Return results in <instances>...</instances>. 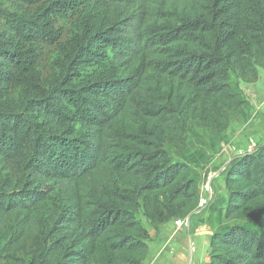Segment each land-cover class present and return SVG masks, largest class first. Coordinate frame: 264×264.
<instances>
[{
    "label": "trees",
    "instance_id": "obj_1",
    "mask_svg": "<svg viewBox=\"0 0 264 264\" xmlns=\"http://www.w3.org/2000/svg\"><path fill=\"white\" fill-rule=\"evenodd\" d=\"M3 1L0 264H144L137 214L158 231L200 209L246 104L230 75L264 69V0ZM225 166L206 264H264V140Z\"/></svg>",
    "mask_w": 264,
    "mask_h": 264
},
{
    "label": "rangeland",
    "instance_id": "obj_2",
    "mask_svg": "<svg viewBox=\"0 0 264 264\" xmlns=\"http://www.w3.org/2000/svg\"><path fill=\"white\" fill-rule=\"evenodd\" d=\"M6 9L9 11L6 3L0 0V32L7 22L4 15ZM80 12L81 6L74 5L72 9L70 8L62 14L51 18L54 31L59 35V39L58 44L46 45V53L56 51L59 45L67 43L70 26L77 20ZM230 76L232 84L238 85L241 88L242 95L246 99V104L243 112L235 111L232 113L225 141L219 146L213 163L200 172L203 176L200 189H205L206 185L211 182L213 189L211 197L206 190L203 191V203L201 202L200 209L191 216L190 221H187L189 227L176 231L174 221H171L168 225H164L165 229H169L166 232L168 233V237L173 235V239L170 240V244L167 247L165 245L168 240L162 243L161 246H165L162 260L179 257L182 264H206L209 262L211 233L207 230L204 222L211 225V221L214 219L216 213H212L211 209L209 210V206L216 198L226 196L225 184L219 172L233 158L253 151L264 140V69L260 70L259 79L255 84H246L232 73ZM199 145H195V152L202 150ZM204 201L206 202L204 203ZM217 209L220 210V205L217 206ZM193 217L195 218L192 219ZM137 219L150 234L148 241L149 250H154L161 227L158 231H155L146 220L142 210L137 214ZM201 219H204V222ZM213 224L215 225V223Z\"/></svg>",
    "mask_w": 264,
    "mask_h": 264
},
{
    "label": "crops",
    "instance_id": "obj_3",
    "mask_svg": "<svg viewBox=\"0 0 264 264\" xmlns=\"http://www.w3.org/2000/svg\"><path fill=\"white\" fill-rule=\"evenodd\" d=\"M194 218L195 217H193L192 219H194ZM215 219H216V221H215ZM201 220L203 221L204 219H201ZM204 223L207 226V230L212 235V232H213L214 228H217L218 225H219V221H218V218H217V214L215 215L214 219H212L211 225H208L207 222H204ZM213 223H215V225ZM160 229L161 230H159L160 231V234H159V237H158V239L156 241V246L154 247V250L150 251V255H149L148 259L146 260V262L144 264H182V261L179 260V257L178 258H175V259H172L171 258L169 260H168V258H166V260H162L161 259L162 258V255H163V249H164L165 246L167 247L170 244V240L173 239V235L171 237L170 236L168 237V233H166V232L169 229H165V226L164 227L162 226ZM165 240H168L167 241V244L165 246H161L162 243Z\"/></svg>",
    "mask_w": 264,
    "mask_h": 264
},
{
    "label": "built area",
    "instance_id": "obj_4",
    "mask_svg": "<svg viewBox=\"0 0 264 264\" xmlns=\"http://www.w3.org/2000/svg\"><path fill=\"white\" fill-rule=\"evenodd\" d=\"M226 167V166H225ZM225 167H223L222 168V170L220 171V172H222V171H224L225 170ZM220 172H219V174H220ZM206 190V192H208L209 193V195H210V197H211V191L213 192V189H212V186H211V182H209V184H207L206 185V187H205V189H201L200 190V194H201V202L203 203V200H202V194H203V191H205ZM206 201H204V203H205ZM201 205V204H200ZM188 219V218H187ZM176 220V221H174V225L176 226V231H179L180 229H182V228H185V227H189V225H188V223H187V221L188 220Z\"/></svg>",
    "mask_w": 264,
    "mask_h": 264
},
{
    "label": "water",
    "instance_id": "obj_5",
    "mask_svg": "<svg viewBox=\"0 0 264 264\" xmlns=\"http://www.w3.org/2000/svg\"><path fill=\"white\" fill-rule=\"evenodd\" d=\"M190 218H191V216L187 220L190 221Z\"/></svg>",
    "mask_w": 264,
    "mask_h": 264
}]
</instances>
